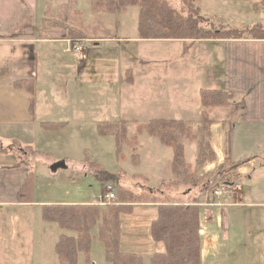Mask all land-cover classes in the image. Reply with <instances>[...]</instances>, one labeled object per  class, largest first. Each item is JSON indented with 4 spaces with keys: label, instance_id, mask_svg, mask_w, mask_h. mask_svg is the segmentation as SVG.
Instances as JSON below:
<instances>
[{
    "label": "crops",
    "instance_id": "1",
    "mask_svg": "<svg viewBox=\"0 0 264 264\" xmlns=\"http://www.w3.org/2000/svg\"><path fill=\"white\" fill-rule=\"evenodd\" d=\"M51 1L67 0H0L1 146L3 142L22 137L26 139L25 143H34L38 141L41 130L45 132L42 133L44 137H49L53 130L42 127V122H66L71 116L68 111L86 113L89 108H94V101L99 99L98 104L103 107L98 109L99 113L104 112L103 109L109 113L102 121L125 120L127 127L131 122L136 124V133L133 136L129 135L128 128V137H136L135 145H129L131 155H136L138 159L133 163L132 175L143 177L150 182L152 177L143 171L146 168L149 173L154 174L155 185L159 187L158 183H163L173 176V151L163 145L157 137L150 136L146 130L137 134V124L164 118L183 120L196 125L201 118L202 105L198 106L197 100L192 99L194 95L202 89L231 92L230 104L209 110L213 120L211 144L213 147L216 135L214 131L218 128L215 124L222 116L230 128L229 148L227 147L223 162L228 161L234 176L225 183H238L241 187L237 192L235 204L227 207L224 212H215L220 216L222 239L230 245L228 253L243 254L239 249L236 250V245L243 241L250 231L247 232L251 217L258 220L257 229L252 231L257 234L258 239L260 233L264 242V187L260 189L255 185H247V179L240 182L239 172L242 171L241 175H246L247 172L243 168H237L245 161L256 162L264 159V38L245 35L243 38L202 40L141 39L137 31L138 7H128L120 14L94 13L91 8L90 12L94 15L92 18L110 23L114 19L116 30L121 27L118 18L122 13L131 10V17L135 18L134 29L131 35L118 36L89 31L88 28L94 26L89 27L88 23L79 27L85 34L80 40L88 41L89 44L86 45L84 54L79 55L77 67L72 68L74 74L71 75L86 88L79 97H74V94L71 98V81L69 84L58 85L55 72L51 68V64L57 62L55 44L61 42L66 49L68 39L65 36L56 38L55 35L40 32V29H51L50 26L41 24V21L55 17ZM261 1L200 0L198 6L204 16H214L223 19L225 23L235 25V28L229 29L242 30L254 25L263 29L264 8L254 9V4ZM62 7L63 4L59 3L56 8ZM79 12L83 16L82 11ZM71 16L66 17L70 19ZM168 51L175 52L177 63L168 65L160 58L161 53ZM162 62L164 65L160 66ZM127 70L132 72V83L122 81ZM19 80L34 81L35 91L16 88L14 83ZM94 86H101V92L89 91V87ZM101 94L103 97L99 98ZM191 101L196 109L192 108ZM32 102L33 112L30 109ZM227 116L231 119L226 118ZM64 129L65 127L60 130ZM146 136H149L147 141L142 142V138ZM186 142L187 140H183L185 157L186 162L190 164ZM32 155L29 150L25 154L21 150L8 151L0 147V213L9 211L15 214L20 211L27 214L29 219L32 215L33 219L31 230L29 226L25 229L18 227L16 231H10V234L6 230L1 234L0 240L10 238L13 242L8 248H0V264H38L36 256L39 254L41 207L54 201L39 199L37 175L30 162L16 165L18 158L31 160ZM256 169L257 167L253 172ZM228 172L229 170L226 173ZM248 178L252 176L248 175ZM150 190L152 191V188ZM93 203L90 201L78 204ZM244 212H250L248 219L245 218ZM211 221L201 223L202 242L204 235H207L205 225ZM60 231V235H71L68 234L71 232L69 230ZM24 232L29 233L27 242L23 236ZM150 237L151 246L160 253L166 252L164 242L154 241L151 232ZM15 243L19 245L18 248L13 247ZM259 246L260 256H264L263 246ZM237 262L235 264H247L239 258Z\"/></svg>",
    "mask_w": 264,
    "mask_h": 264
},
{
    "label": "rangeland",
    "instance_id": "2",
    "mask_svg": "<svg viewBox=\"0 0 264 264\" xmlns=\"http://www.w3.org/2000/svg\"><path fill=\"white\" fill-rule=\"evenodd\" d=\"M168 1L178 9L184 8L182 0ZM59 3H62L63 7L57 9L56 7ZM73 4L74 7L72 8ZM51 8L53 9V14H55L56 18L60 19L63 18L64 15H72L70 19L65 16L66 22L77 28L84 23H88L90 24L89 27L94 26L88 28V30L92 32L95 31L98 34L103 33L106 35L117 34L118 36H127L131 35L134 29L133 27L135 23L133 22L135 18L131 17V10H127L121 14L118 18L121 27L116 30L114 19L113 22L110 23L109 21L103 22L95 17L92 18L93 14L90 12L91 0L51 1ZM79 11H82L83 16ZM222 28H235V25L224 22ZM88 44V41L85 42V45ZM55 45L57 62L51 64V68L55 72L56 82L58 85H61L65 83L69 84L71 81V89L69 92L72 95H70V97L72 98L74 94V97H79L86 86L77 82L76 77L73 78L71 75V73L74 74L72 68L77 67L79 54L68 51L66 52V49H64L65 47L61 42H57ZM159 56L164 59L165 64L171 65L172 63H177L176 55L173 51H168V53L163 52ZM164 63L162 62V64L159 65L162 66ZM54 65L56 66L55 69ZM167 75L169 76L170 74ZM170 81H172V79H170ZM100 90L101 86L89 87V91L100 93ZM76 92H78L77 95ZM200 92L201 91L192 98L197 100L198 106L201 105ZM98 97L101 98L103 95L101 94ZM98 102L99 99L98 101H94V108H89L86 113H80V111H68L67 113H70L71 116L69 119H66V123L69 122V124L66 125L67 127L65 126L64 130H53L50 132L49 137H44L42 133L45 132L41 130V133L38 135V141H35L34 143H25L26 139L22 137L9 142L2 141L4 143L2 146L0 144V147L8 151L13 149L17 151L21 150L25 154H27L28 150L31 151V153H33L32 151H38L33 153L31 160H24L20 157L16 161L30 162L32 169H34V172L37 175L39 199L52 200L54 201L53 203L75 202L78 204L90 201L97 203L99 196L102 194L103 187L98 180V177L92 174L95 166H92L91 163L96 164L97 166L100 164L105 170L112 174H116V177L118 176L116 182L109 183L115 187V193L116 187L120 185L142 193H148L152 188L153 194L164 195L165 198L167 197L172 200L181 197L191 186V184L185 182L183 178L177 179L173 174L171 179L164 180L165 182L163 183H158L159 187H157L154 182L156 177H154L153 173H149L146 168H144L143 171L147 172L149 177H152L150 182L146 181L143 177L132 175V170L134 168L133 163L138 159L136 155H131L132 152L130 146H134L136 142L134 144L125 143L121 154L116 152L114 137H103L98 132V123L109 116V113L106 112L105 109H103L104 112L99 113L98 109H102L103 107L100 103L98 104ZM122 102L124 101L122 100ZM193 104L194 102L191 101L192 108L196 109ZM208 113L209 116H211L210 111H208ZM226 118L231 119L230 116H227ZM227 124L229 123L225 122V119L223 120L222 116L215 124L218 128H215L214 131L216 135L213 139V148L218 156L213 162L203 161L202 157L199 155L200 138L204 134L199 122L196 125H193L197 137L193 139H182L187 140L186 151L187 158L190 162L188 165V171L189 173L195 172L198 177V187L192 189L190 196H197L199 192H201L202 187L206 184H211L212 181L214 183L213 185L217 183L218 187L223 184H232L225 183L230 180L231 177L234 178V176L230 171L228 161L225 160L223 162L226 156L225 152L228 147L230 135V128ZM128 128L130 130L129 135L133 136L136 133V124L131 122ZM147 137L149 136L143 137L142 142L147 141ZM166 149L171 151L170 148L166 147ZM62 160L66 161L67 167L52 171L51 166ZM239 167L247 172L246 175H241L242 171L239 172L240 182L247 179L249 180L247 185H255L260 189L264 187V173H262L264 172V159L256 162L248 160L240 166H237V168ZM256 167L257 169L255 171H257V173H255V171L253 172ZM228 170L229 172L226 173ZM248 175L252 176V178H248ZM187 180L189 181L191 179L188 178ZM204 191L203 196L200 197V203L208 198L209 189ZM157 205V203L153 202L140 203L135 205L131 214L123 213L120 215L122 250L135 253L142 257L145 264H149L150 258L154 254L160 253L154 246L149 244L151 239L150 226L152 221L155 220L158 215ZM99 206L103 208L107 207V205ZM213 209L206 206H201L200 209L202 223L206 224L207 221L209 222L213 219L208 225H205L207 235H204L203 242L201 236L202 264H225L226 262L235 264L238 263V258L245 260L247 264H264V256H260L259 246H263L262 252H264L262 236L260 237V233H258V239L257 234L252 231V229H257L256 223L258 220L251 217L248 221L249 225L247 232L250 231L246 234V238L243 241L238 242V245H236V250L239 249L238 251H242L243 254L240 255L234 253L232 255L231 253H228L230 245L222 239L220 216H218L216 212H211ZM249 214L250 212H244L245 218L248 219ZM32 221V215L29 219L27 214H23L20 211H16L15 214L10 213L9 211H5L3 214L0 213V236L2 233H5V230L10 234V231H16L15 229L18 227H23L25 229L29 226V230H31ZM3 227H7V229ZM60 229L61 228L57 223L48 222L41 217L39 227V254L36 256L38 264H59L58 256L55 252V246L59 240ZM70 233L72 236L76 235L75 232H68V234ZM92 233L95 234V237L92 240L91 250L88 254L84 252L79 253L78 264H110L105 259V247L98 237V229L94 228ZM23 234L25 242H27L29 233L24 232ZM4 237L7 236L4 235ZM12 242L13 241L10 238H8V240L1 239L0 248H8ZM13 247L18 248L19 245L15 243ZM234 249L235 248H233V250Z\"/></svg>",
    "mask_w": 264,
    "mask_h": 264
},
{
    "label": "trees",
    "instance_id": "3",
    "mask_svg": "<svg viewBox=\"0 0 264 264\" xmlns=\"http://www.w3.org/2000/svg\"><path fill=\"white\" fill-rule=\"evenodd\" d=\"M200 0H182L184 8L178 9L168 0H91L94 13L120 14L128 7H138L137 31L141 39H183L202 40L215 38H243L245 35L254 38H264V28L247 26L242 30L223 29V19L214 16H204L200 12ZM264 8V0L254 4V9ZM41 24L50 26L42 34L55 35L56 38L77 40L85 37L83 31L66 22L65 18L51 17ZM44 29V28H42ZM49 32V33H48ZM41 33L40 36H41ZM43 36V35H42ZM133 75L127 70L122 81L132 83ZM16 88L35 91V82L19 80L14 83ZM202 105L199 125L204 134L200 138V157L203 161L213 162L217 158L216 151L211 144L213 120L208 111L217 106L228 105L232 102V93L220 89H202L200 92ZM34 103L30 105L33 112ZM42 127L52 130L64 128L66 122H42ZM99 134L114 137L116 152L121 154L125 143L134 144L136 137L128 138V127L125 120L116 122L102 121L97 125ZM144 130L150 136L157 137L160 142L173 151L171 168L177 179L183 178L191 186L176 200L155 195L153 192H137L126 186L116 187L114 200L106 208L93 204H46L42 208V218L48 222H55L61 229L75 232L76 235L65 233L59 236L55 246L59 264H78L80 252L88 254L92 247L94 228L98 229V237L105 247V259L110 264H145L143 258L135 253L125 252L121 248V218L120 215L131 214L135 205L144 202L157 203L158 215L150 226L151 236L157 242H164L166 253H156L150 258L149 264H202L201 242V207L200 197L204 190L209 191L218 187L206 184L197 196H190L192 189L198 187V177L189 173L185 157L183 138L193 139L197 133L193 125L177 119H152L145 124H137V133ZM229 148V147H228ZM227 148V150H228ZM31 152V151H30ZM36 153L38 151H32ZM24 163L18 161V164ZM95 166L94 176L98 177L102 185V194L107 184L118 180L99 164ZM190 178L191 180H187ZM223 184V183H222ZM213 186V187H212ZM207 193V192H206ZM214 212V211H213Z\"/></svg>",
    "mask_w": 264,
    "mask_h": 264
},
{
    "label": "built area",
    "instance_id": "4",
    "mask_svg": "<svg viewBox=\"0 0 264 264\" xmlns=\"http://www.w3.org/2000/svg\"><path fill=\"white\" fill-rule=\"evenodd\" d=\"M85 49L86 45L84 40L68 39L66 51L73 52L82 56ZM240 187L241 186L238 183L223 184L209 191V195L207 196L208 198L206 197L207 199H205V201H203L202 203L199 202V205L200 207L206 206L210 209L214 208L213 210H211V212H213L214 210L217 212H224L227 207L235 204L237 199L236 195ZM115 194V187L112 184L107 185L103 194L99 196L97 204L101 206L107 205L109 202L114 200Z\"/></svg>",
    "mask_w": 264,
    "mask_h": 264
},
{
    "label": "water",
    "instance_id": "5",
    "mask_svg": "<svg viewBox=\"0 0 264 264\" xmlns=\"http://www.w3.org/2000/svg\"><path fill=\"white\" fill-rule=\"evenodd\" d=\"M66 167H67L66 161L62 160V161L54 163L51 166V169L52 171H57L59 168H66Z\"/></svg>",
    "mask_w": 264,
    "mask_h": 264
}]
</instances>
